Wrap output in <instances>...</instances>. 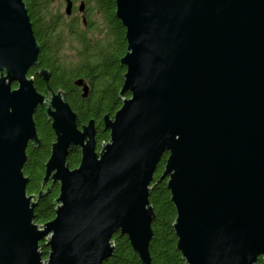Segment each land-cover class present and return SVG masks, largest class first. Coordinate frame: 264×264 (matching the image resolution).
I'll return each instance as SVG.
<instances>
[{
	"label": "water",
	"instance_id": "water-1",
	"mask_svg": "<svg viewBox=\"0 0 264 264\" xmlns=\"http://www.w3.org/2000/svg\"><path fill=\"white\" fill-rule=\"evenodd\" d=\"M114 1L126 38L122 102L103 115L109 140L97 149L94 119L78 125L50 71H37L46 94L26 75L40 44L25 1L0 0V264H102L116 231L151 264L148 195L164 152L158 179L186 264H264V0ZM74 84L88 95L83 77ZM37 105L54 133L41 185L59 183L41 225L34 198L51 184L28 195L22 170L28 141L39 143ZM72 145L81 156L70 168Z\"/></svg>",
	"mask_w": 264,
	"mask_h": 264
},
{
	"label": "trees",
	"instance_id": "trees-1",
	"mask_svg": "<svg viewBox=\"0 0 264 264\" xmlns=\"http://www.w3.org/2000/svg\"><path fill=\"white\" fill-rule=\"evenodd\" d=\"M25 1L36 25L35 33L41 45L40 66L50 71L48 80L50 88L65 92L67 101L77 114L78 124L91 117L96 120L99 148L102 143L109 140V131L103 128L102 116L107 111L109 115H113L122 102L118 92L125 66L120 64L119 58L125 52L126 38L125 28L115 16V1L85 0L88 19L86 26L65 14L62 1H57L56 4L55 0ZM94 31L101 35L92 36L91 32ZM65 45L76 49V59L64 54ZM32 73L33 69L30 70V74ZM77 77H83L90 86V92L86 97L80 95L78 86L74 84ZM36 86L42 93L49 92L42 79L38 80ZM125 95L129 96V92ZM34 118L41 141L39 147L27 149L28 160L22 168L24 174L30 178L26 187L27 194L39 190L44 174V163L54 140L53 130L42 109L35 113ZM80 156V148L71 146L66 159L68 166L70 168L77 166ZM166 156L167 153L164 152L157 164L152 184L155 183L148 195L154 210L151 221L153 235L149 242L151 264H186L180 251L176 249L177 238L172 225L176 211L170 199V191L166 179H158ZM58 191L59 185L53 183L50 190L34 205L33 220L38 225L54 217L56 204L53 201ZM112 242V253L102 264H142L126 234L116 231L112 236ZM39 247L45 258L48 250L45 241H40ZM257 264H263L261 257H258Z\"/></svg>",
	"mask_w": 264,
	"mask_h": 264
},
{
	"label": "flooded vegetation",
	"instance_id": "flooded-vegetation-1",
	"mask_svg": "<svg viewBox=\"0 0 264 264\" xmlns=\"http://www.w3.org/2000/svg\"><path fill=\"white\" fill-rule=\"evenodd\" d=\"M25 1V0H24ZM62 1V4H64V7H65V0H60V2ZM81 2H85V0H72V8H71V12L70 13H66L65 12V14L67 15V16H69V17H71V18H73V19H76V20H78V21H81V23L83 24V26H86L87 25V13H86V4L84 3V6H83V9H80L79 8V5H80V3ZM25 3H26V1H25ZM27 6V5H26ZM115 10V9H114ZM27 11H28V8H27ZM64 11H65V9H64ZM28 14H29V17H30V21H31V23H32V29H33V34H34V36H35V39H36V41L40 44V42H39V40H38V38H37V35H36V33H35V27H36V25H35V23H34V21H33V19L31 18V16H30V13H29V11H28ZM83 17L86 19V22H84L83 21ZM40 50H41V45H40ZM39 53H40V51H39ZM38 58H39V55H38ZM40 68H44L43 66H40V61L37 63V64H34V65H32V66H30L28 69H27V72H26V75L28 76V77H31L32 76V79H33V84H34V86L36 87V89H37V86H36V83L38 82V80L39 79H42L43 80V78H42V76L37 72L38 71V69H40ZM31 69H33V73L32 74H30V70ZM44 81V80H43ZM45 82V81H44ZM11 88L13 89V88H16L17 87V81L16 80H12L11 81ZM76 85V84H75ZM76 86H78V85H76ZM78 88H79V90H80V95H81V87L80 86H78ZM38 90V89H37ZM39 91V90H38ZM39 92H41V91H39ZM89 92H90V86H89ZM42 93V92H41ZM39 109H42L43 110V112H44V107L42 106V105H37V107H36V109H35V111H34V113H33V118H34V115H35V113L39 110ZM44 114H45V112H44ZM45 116H46V114H45ZM110 116H112V115H110ZM92 118V117H91ZM94 119V118H93ZM46 120L50 123V121L47 119V116H46ZM88 121V120H87ZM87 121H85V122H82V123H86ZM34 122H35V118H34ZM78 123V122H77ZM94 123H95V128H96V134H95V138H96V148H97V133H98V125H97V122H96V120L94 119ZM102 124H103V116H102ZM79 126H81V124H78ZM35 127H36V131H37V135H38V137H39V134H38V130H37V126H36V122H35ZM103 128H104V125H103ZM105 129V128H104ZM105 130H107V129H105ZM40 141H41V139H40V137H39V143L37 144V145H33V143H32V140H29L28 141V143H27V146H26V159H25V161H24V163H23V166H24V164L27 162V160H28V155H27V149L29 148V147H31V148H37V147H39V145H40ZM106 142V141H105ZM72 146H77V145H72ZM79 147V146H78ZM70 148H71V146H70ZM70 148H69V150H70ZM80 148V147H79ZM97 149H99V148H97ZM69 153V152H68ZM67 156H68V154H67ZM23 166H22V168H23ZM44 169H45V163H44ZM24 173V172H23ZM25 175V174H24ZM25 176H27L28 177V181H27V183H26V187H27V185H28V183H29V181H30V178H29V176L28 175H25ZM154 176H155V173H154ZM51 180H52V178L50 177V178H48V180L46 181V182H44V183H42V185H41V183H40V190L42 189L43 191L44 190H46V186L47 187H49L50 186V184H51ZM53 183H57L58 185H59V183H58V181L57 180H53V182H52V184ZM51 184V185H52ZM50 188H51V186H50ZM50 188H49V190H50ZM48 190V191H49ZM39 191V190H38ZM37 191V192H38ZM48 191H46V192H44V193H47ZM37 192L36 193H33V194H37ZM43 193V194H44ZM42 194V195H43ZM29 195V194H28ZM41 195V196H42ZM40 196V197H41ZM40 197H38L37 199L36 198H34L35 200H36V203H37V201H38V199L40 198Z\"/></svg>",
	"mask_w": 264,
	"mask_h": 264
},
{
	"label": "rangeland",
	"instance_id": "rangeland-1",
	"mask_svg": "<svg viewBox=\"0 0 264 264\" xmlns=\"http://www.w3.org/2000/svg\"><path fill=\"white\" fill-rule=\"evenodd\" d=\"M57 1H60V0H55V2L53 1L54 4H56ZM62 9H64V4L62 6ZM91 17L93 18L94 15L92 14ZM91 33H92V36H94V37L101 35L100 33H97L96 31L91 32ZM76 52L77 51L75 48L65 45V47H64V54L65 55H70L71 57H73V59H76ZM115 54H118V53H115Z\"/></svg>",
	"mask_w": 264,
	"mask_h": 264
}]
</instances>
